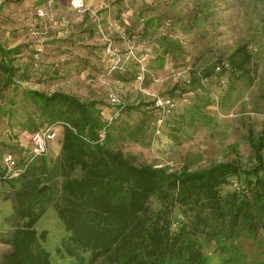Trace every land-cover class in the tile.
Returning a JSON list of instances; mask_svg holds the SVG:
<instances>
[{"label": "rangeland", "instance_id": "1", "mask_svg": "<svg viewBox=\"0 0 264 264\" xmlns=\"http://www.w3.org/2000/svg\"><path fill=\"white\" fill-rule=\"evenodd\" d=\"M86 3V9L76 11L68 0H0V43L18 46V62L28 69L26 78L9 86L0 100V237L8 236L13 228L10 215L15 191L25 179L5 176L4 156L26 157L31 123L41 122L31 112L24 88L61 89L81 99H97L101 116L111 123L113 146L136 155L137 163L180 170L202 169L221 160L239 159L245 166L254 162L247 135L250 129L257 134L264 130V0ZM244 43L253 54L251 80L231 70L208 77L201 74ZM114 56L120 57L116 68H112ZM194 77L200 80L196 88L190 84L197 81ZM175 83L179 88L173 91ZM140 124L143 129L134 140L129 131ZM54 128L56 136L37 164L50 162L59 153L63 126L58 123ZM78 174L79 169L73 171ZM43 176L39 166L29 168L26 178L44 180ZM241 183L232 176L222 192ZM148 203L145 222L161 207L156 196ZM190 213L176 205L170 213L173 229ZM36 227L47 229L43 244L53 264H134L138 259L130 250L145 249L140 238L130 233L93 261L88 250L57 253L56 246L68 232L53 201L46 204ZM227 242L229 250L221 253L213 235H200L201 248L213 256L212 264H264V226L255 233L244 228ZM8 249L9 244L0 239V264Z\"/></svg>", "mask_w": 264, "mask_h": 264}, {"label": "trees", "instance_id": "2", "mask_svg": "<svg viewBox=\"0 0 264 264\" xmlns=\"http://www.w3.org/2000/svg\"><path fill=\"white\" fill-rule=\"evenodd\" d=\"M18 52V46L0 43V100L9 86L28 74L18 62ZM252 58V51L244 43L206 66L201 74L208 77L231 70L251 80ZM34 65L40 66L38 61ZM198 82H191V87L196 88ZM177 88L179 83L171 89ZM22 92L32 104L31 112L41 120L31 123L32 131L44 124L54 128L58 123L63 129L55 159L37 164L41 154L18 176L11 177L25 179L15 191L10 215L13 228L8 236L0 237L9 244L1 264H53L43 244L47 229L38 231L36 227L50 201L68 232L56 246L57 253L63 254L62 249L69 254L88 250L89 261L111 251L133 233L145 244L142 252L130 250L138 259L134 264H212L213 256L201 248L203 232L213 235L222 253L229 250L227 241L239 236L244 228L255 233L264 226V130L257 134L250 129L247 135L254 155L251 166L234 159L202 169L168 170L166 165L137 163L136 155L113 146L111 123L101 116L97 99H81L61 89L45 92L28 87ZM142 129L140 124L129 134L138 140ZM17 159L21 163L25 155ZM39 166L44 180L26 178L29 168ZM77 169L79 174L73 175ZM232 176L242 185L222 192ZM43 184L48 186L39 190ZM152 196L158 197L161 207L151 221L145 222L144 213ZM176 205L191 213L173 229L170 213Z\"/></svg>", "mask_w": 264, "mask_h": 264}, {"label": "built area", "instance_id": "3", "mask_svg": "<svg viewBox=\"0 0 264 264\" xmlns=\"http://www.w3.org/2000/svg\"><path fill=\"white\" fill-rule=\"evenodd\" d=\"M52 0H48L51 2ZM70 7L76 11H81L87 8L86 0H78V2H74V0H68ZM43 11L39 10L41 14ZM100 33L106 37L103 28L98 25ZM108 37H106L107 39ZM109 39V38H108ZM111 44V42H109ZM111 48V45L108 46V49ZM120 61V57L114 56L112 59V68H116ZM112 99L116 100L117 97L115 94H112ZM32 140L31 146L28 150V155L25 157L23 162H18L17 158H14L10 153L4 156V160L6 162L5 165V176L8 178L16 177L19 175L21 171H23L27 164L33 160L35 157L44 154L48 147V142L53 140L56 136V131L50 124H44L37 130L31 132Z\"/></svg>", "mask_w": 264, "mask_h": 264}, {"label": "water", "instance_id": "4", "mask_svg": "<svg viewBox=\"0 0 264 264\" xmlns=\"http://www.w3.org/2000/svg\"><path fill=\"white\" fill-rule=\"evenodd\" d=\"M47 186H48V184H43V185H41V187H39V190H42V189L46 188Z\"/></svg>", "mask_w": 264, "mask_h": 264}, {"label": "clouds", "instance_id": "5", "mask_svg": "<svg viewBox=\"0 0 264 264\" xmlns=\"http://www.w3.org/2000/svg\"><path fill=\"white\" fill-rule=\"evenodd\" d=\"M74 2H78V0H74Z\"/></svg>", "mask_w": 264, "mask_h": 264}]
</instances>
